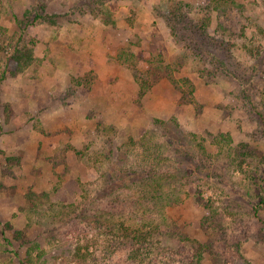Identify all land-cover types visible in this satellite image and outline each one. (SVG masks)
Instances as JSON below:
<instances>
[{
	"label": "rangeland",
	"instance_id": "374dc122",
	"mask_svg": "<svg viewBox=\"0 0 264 264\" xmlns=\"http://www.w3.org/2000/svg\"><path fill=\"white\" fill-rule=\"evenodd\" d=\"M235 1L0 0V264H133L124 228L165 216L205 242L200 193L227 231L204 264H264V0ZM22 26L37 60L14 76ZM154 59L173 81L144 93ZM221 130L259 150L257 180L224 156L198 169Z\"/></svg>",
	"mask_w": 264,
	"mask_h": 264
},
{
	"label": "trees",
	"instance_id": "16d2710c",
	"mask_svg": "<svg viewBox=\"0 0 264 264\" xmlns=\"http://www.w3.org/2000/svg\"><path fill=\"white\" fill-rule=\"evenodd\" d=\"M213 1L219 3L217 9H224L220 7V5L223 7L232 3L237 5L235 0H232V2L231 0ZM186 6L190 7V4H187ZM179 9H181V7ZM29 14L30 12L27 11L24 17L30 19ZM188 18V13L182 15V20H187ZM34 19L33 23H35L36 20L45 19V16L37 13ZM178 21H180V19ZM23 23L24 22H21V25ZM22 27L23 32L20 34V39L23 40L24 43L17 45V47L12 50L10 55V61L16 66L15 69L12 70L14 76H18L26 72L37 60L35 46H33L34 42L32 41V43H30L28 40L23 39L27 28L25 26ZM4 29V27L0 26V34L6 33L5 31L7 30ZM131 55H134V57L136 56V54L133 53H131ZM149 63L151 65L146 70L147 76H145V73L140 71L137 67L133 70L134 78L138 84L142 85L144 93L146 91L154 90L156 85H158L164 78H171L173 81V72L170 71V65H165L164 61L161 59H154L149 61ZM3 77H5V74ZM231 111L227 110L224 113L229 116L232 114ZM223 118H225V116H223ZM210 135L213 137L210 140V145H208V141L206 143L205 139L203 140V143L200 142L199 144H196V148L200 150V153L202 154V159H200L201 162L198 160V162H200L198 165L199 167L197 166L198 169L201 168L208 170L217 160L224 156V158L229 161L231 166H234L241 172L245 171L244 168L247 165V167L251 168L248 172V176L256 180L258 179V173L254 166L256 165V159H261L259 150L251 147V145L245 141L236 143L231 131L221 130L218 135ZM197 137V134L193 135L194 139ZM191 158L195 159L196 157L191 156ZM20 159L21 158H18L17 161L21 162ZM8 160L10 162L12 159L8 158ZM161 181L162 180L158 179L155 183L161 186ZM27 197L30 204L36 208L41 200V197H44V194L38 195L34 192H30ZM161 197L163 198L164 195H161ZM197 200L202 203L206 212L202 219V230L203 232H206L208 238L205 242H202V240L198 238L192 239L191 235L185 231V228L179 224V221H176L173 218H171V220L169 217L165 216V222L160 224H155L153 222L144 223L140 220L141 222H139V224H132L134 225L133 227L129 226L124 228L127 233H125V239H127V241L125 242L126 246L124 247H128L130 249L129 261L133 264H172L176 260L179 264H204L206 257L211 253L217 257V255H219V251L215 250L216 242H222L227 235V231L222 222H220V212L216 206V202L209 198L206 199L203 196V193L199 194ZM171 201L169 203H171ZM175 201L178 204L182 203L179 196L175 198ZM260 205V209L264 210V194H261ZM116 208L119 209L118 207ZM258 212L260 211H257V215ZM214 223L215 226L213 227L211 224ZM108 227L114 229L115 225L111 224ZM119 229H123V224L119 226ZM157 236L158 238H156ZM161 238L179 240V247L176 252L179 258H166L167 250L172 248L168 246L161 247L163 243ZM162 249L165 251V255H158V253H161ZM214 251L216 254H214ZM75 261L77 264H88L86 256L81 254L76 256Z\"/></svg>",
	"mask_w": 264,
	"mask_h": 264
}]
</instances>
